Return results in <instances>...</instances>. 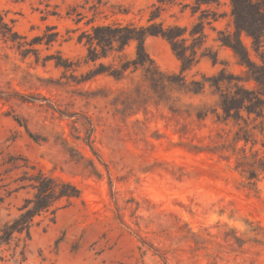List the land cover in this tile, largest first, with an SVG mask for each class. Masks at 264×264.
Here are the masks:
<instances>
[{"label":"rangeland","instance_id":"obj_1","mask_svg":"<svg viewBox=\"0 0 264 264\" xmlns=\"http://www.w3.org/2000/svg\"><path fill=\"white\" fill-rule=\"evenodd\" d=\"M230 13V0H0V224L32 195L25 167L81 191L33 227L19 264H264V96L221 44ZM113 21L181 35L190 69L161 36L144 44L159 80L117 73L134 43L88 61L78 36Z\"/></svg>","mask_w":264,"mask_h":264},{"label":"trees","instance_id":"obj_2","mask_svg":"<svg viewBox=\"0 0 264 264\" xmlns=\"http://www.w3.org/2000/svg\"><path fill=\"white\" fill-rule=\"evenodd\" d=\"M101 4V2H97ZM231 23L233 25V34L221 41L222 46L231 50L236 65L247 69L249 78L244 83L254 81L257 90L264 96V65H257L251 60L246 47L240 40V35L244 34L251 39L252 47L257 56L263 59L264 54V0H230ZM70 15V14H69ZM81 19V14H76ZM149 21H153L151 18ZM156 30H155V28ZM0 29L3 37H7L8 28L0 14ZM3 30V31H2ZM161 36L171 43L172 50L181 64V73L189 70L191 66L187 65L185 55H180L173 48V40L181 35H170L160 24L159 26L150 24L149 26H137L132 22L123 23L113 21L111 23H102L91 26L90 32H82L78 36V41L86 39L87 60L95 62L100 59H106L110 55L122 54L127 46L135 44L134 58L132 62H123L119 66L117 73L126 71L130 68L135 71L143 70L147 75L154 76L159 80L160 72L148 71V66H153L145 49V40L148 37ZM115 61V60H114ZM254 70H259L260 74H254ZM97 72L96 75H101ZM121 75V74H118ZM114 76V75H113ZM117 79V76H114ZM165 84V81H162ZM180 88L186 90V80L180 78ZM192 94L197 92L190 91ZM23 176L19 178L20 187L18 189H28L32 192L31 197L22 200L17 208V214L0 224V264H19L24 262V248L31 239V230L40 225L44 220L53 222L56 214L61 209L67 207L73 201L80 199L81 191L73 183L58 177L47 175L36 166L25 167ZM20 243L22 250L17 253ZM143 245L144 242H142ZM20 257V261L18 259Z\"/></svg>","mask_w":264,"mask_h":264}]
</instances>
